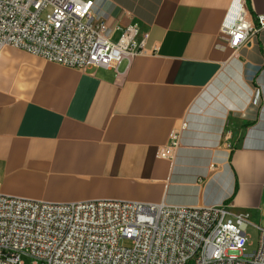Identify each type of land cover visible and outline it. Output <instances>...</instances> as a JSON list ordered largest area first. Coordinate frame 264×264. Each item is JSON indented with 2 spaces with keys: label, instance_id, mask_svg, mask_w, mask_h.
<instances>
[{
  "label": "crops",
  "instance_id": "obj_1",
  "mask_svg": "<svg viewBox=\"0 0 264 264\" xmlns=\"http://www.w3.org/2000/svg\"><path fill=\"white\" fill-rule=\"evenodd\" d=\"M94 1L114 40L137 25L145 49L82 70L4 48L0 193L228 205L264 228V28L233 51L234 0ZM250 1L264 19V0ZM183 121L174 159L158 157Z\"/></svg>",
  "mask_w": 264,
  "mask_h": 264
},
{
  "label": "built area",
  "instance_id": "obj_2",
  "mask_svg": "<svg viewBox=\"0 0 264 264\" xmlns=\"http://www.w3.org/2000/svg\"><path fill=\"white\" fill-rule=\"evenodd\" d=\"M94 8V0H0V53L13 47L85 70L116 67L144 51L148 35L138 39L137 25L114 40ZM263 28L264 19L254 21L246 0H234L222 31L238 51ZM186 129L183 121L158 157L173 160ZM252 224L249 212L228 205L55 203L0 193V264H264L263 227L256 224V251L245 250Z\"/></svg>",
  "mask_w": 264,
  "mask_h": 264
},
{
  "label": "rangeland",
  "instance_id": "obj_3",
  "mask_svg": "<svg viewBox=\"0 0 264 264\" xmlns=\"http://www.w3.org/2000/svg\"><path fill=\"white\" fill-rule=\"evenodd\" d=\"M258 224V223H257ZM248 241L245 246V250L247 254H252L254 251H256L259 243V231L256 226V222L254 221V224L250 225L248 230ZM128 244V243H125ZM24 260L29 263V260L27 258H24Z\"/></svg>",
  "mask_w": 264,
  "mask_h": 264
},
{
  "label": "trees",
  "instance_id": "obj_4",
  "mask_svg": "<svg viewBox=\"0 0 264 264\" xmlns=\"http://www.w3.org/2000/svg\"><path fill=\"white\" fill-rule=\"evenodd\" d=\"M246 2H247V6H248V9H249V11H250L252 17H253V18H256L255 14H254V12H253V10H252V8H251V1H250V0H246ZM256 23H257V22H256Z\"/></svg>",
  "mask_w": 264,
  "mask_h": 264
}]
</instances>
